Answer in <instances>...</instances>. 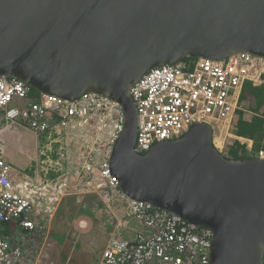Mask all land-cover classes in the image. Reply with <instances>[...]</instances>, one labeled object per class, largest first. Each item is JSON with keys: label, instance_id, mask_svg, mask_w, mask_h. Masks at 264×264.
I'll return each mask as SVG.
<instances>
[{"label": "water", "instance_id": "95a60500", "mask_svg": "<svg viewBox=\"0 0 264 264\" xmlns=\"http://www.w3.org/2000/svg\"><path fill=\"white\" fill-rule=\"evenodd\" d=\"M236 55L264 58V0H0V77L62 101L116 103L108 169L121 193L212 231L210 264H264V160L225 157L208 124L135 150L130 92L147 73Z\"/></svg>", "mask_w": 264, "mask_h": 264}, {"label": "built area", "instance_id": "2783aa9c", "mask_svg": "<svg viewBox=\"0 0 264 264\" xmlns=\"http://www.w3.org/2000/svg\"><path fill=\"white\" fill-rule=\"evenodd\" d=\"M263 74L264 58L251 55L223 62L200 59L193 69L170 65L151 70L130 92L139 117L136 152L145 154L157 143L180 139L197 124L228 121L241 110L236 94L243 83L257 82ZM122 122L121 108L101 96L84 94L74 102L43 95L33 99L22 82L0 77V130L18 125L81 145L80 151L68 147L62 159L69 164V153H76L83 160L79 174L97 175L102 181L98 188L142 227L132 232L118 219L100 264H210L212 231L131 201L119 190L108 159ZM259 157L264 159V151ZM12 175L0 155V264H44L49 227L73 181L66 177L42 186L34 180L16 182ZM5 226L10 235L4 234Z\"/></svg>", "mask_w": 264, "mask_h": 264}, {"label": "rangeland", "instance_id": "374dc122", "mask_svg": "<svg viewBox=\"0 0 264 264\" xmlns=\"http://www.w3.org/2000/svg\"><path fill=\"white\" fill-rule=\"evenodd\" d=\"M14 126H16L14 129H17V132L10 136L4 146H13L15 145L14 142H16L22 146L24 151H35L36 139L32 132L27 130L26 127L20 128L17 127L18 125ZM40 137L41 143H47L46 146L44 145L45 149L43 155L45 159L43 160V165L48 166L47 169H51L50 171H54L53 173L55 174L60 173V165L63 166L60 162L63 159H56V153L62 149L60 142H62L63 138H60L56 134L50 138H48L47 134H43ZM59 138L61 141H59ZM70 145L71 144L64 146L65 152ZM80 147L81 145H77L76 147L72 145L71 149L80 151ZM18 158L21 162L16 161L15 157H12L11 160L9 159V163L12 164V173L14 174L15 171L19 172V168H21L22 171L25 170L26 172L28 171V173H33V169L36 167L33 165L28 166L29 162L27 161V156L21 154ZM78 158V155L74 153V157L70 158V163L68 164L66 162V164L72 169L73 162H77ZM82 162L81 159L80 164ZM58 176L59 175H56V178H58ZM64 176L65 178H69L70 181H73V183H71L72 190L69 191V196L64 201L62 200L56 218L49 227L51 232L50 235L52 234V236H54L56 234L55 237H57V240L61 243L58 244V242L55 241L53 244L51 243L49 247H46L43 253V255L46 253V256H43V263L100 264L103 250L107 245V220L108 217H111L109 207L107 206L110 205V203H107L106 200H102L103 195L99 194L102 193V189L98 188L102 181L97 175L93 176V174L89 172L77 175L73 171H66ZM88 181L91 182L92 186L87 183ZM55 182H57V180ZM74 197H76V199H74ZM101 202L106 204L99 205ZM81 208L88 211L90 216L88 217L85 213L82 214ZM84 255H87L85 260H83Z\"/></svg>", "mask_w": 264, "mask_h": 264}, {"label": "crops", "instance_id": "0c3cea01", "mask_svg": "<svg viewBox=\"0 0 264 264\" xmlns=\"http://www.w3.org/2000/svg\"><path fill=\"white\" fill-rule=\"evenodd\" d=\"M258 88L260 89V92ZM262 90H264V74L260 78V80L257 82L256 81H245L240 91L236 94L238 103L241 106V110L236 111L234 116H232L228 121L220 122V123H213L211 125L212 130H213L214 146L225 157L229 159H235V160L257 158L258 153L260 151H264V133L261 136L259 135L260 137L254 141L248 137L241 136L240 132H243V130L241 129L239 130V128H241L239 125V122L241 120H243L244 123H246V125H252L258 121H262L261 126H263V129H264V108L258 107L255 97H254V95H260L262 97V95H264V92H262ZM256 118H259L258 121H256ZM15 127L16 126H6V127L4 126L0 130V155L12 167V164L9 163L12 157H15L16 161L21 162L18 157L21 154L23 155L25 154L27 156V161L29 162L28 166L33 165L36 168L33 169V173L32 172L28 173V171L26 172L25 170L22 171V169L19 168L20 169L19 172L15 171L14 174L12 173L14 181L23 182L27 180H34V181L39 182L40 185L43 186L47 184L48 182L55 183L56 180L57 182H59V180L64 181L65 179L64 175L66 171H73L75 174L80 175L78 170L81 169L83 165V162L81 163L82 165L80 164L81 160H77V162L76 161L73 162L72 169L70 168L69 165L66 164V161L62 160L60 163H62L63 166L60 165L61 171L58 174L53 173L54 171H50L51 169L48 170L47 169L48 166L43 165V160L45 159L43 153H44V149L47 143L45 144L41 143L40 142L41 135H37L27 128L26 129L32 132V134L35 136V139H36L35 151H24L22 146L14 141L13 142L15 145L4 146V144L7 143V140L10 138V136L13 135L15 132H17V129H14ZM17 127L25 128L21 126H17ZM59 141H61L60 138H59ZM60 144H61L62 149H60L58 153H56V159H60V158L62 159L61 156L63 154L64 155L66 154L64 150L65 145H68V144H72L73 146L79 145V144L76 145L75 141H71V139H66L65 137H63V140L62 142H60ZM13 150H17V151H13ZM73 153H74L73 151L69 153L70 154L69 159L74 157ZM56 175H59L60 178L62 179H60L59 176L58 178H56ZM71 190H72V187L69 188L68 195L63 198L64 200L69 196V191ZM99 194L103 195L102 200H106L107 203H110V205H107L109 207V212H110L111 217H108V220H107L108 221V224H107L108 236L106 237L107 238L106 242H108L111 236L113 235V233H115L114 230H116L115 227L117 228L118 219H122V221L124 220L125 221L124 223H126V226H128L127 228H129L132 232H140L141 230H143L142 227L138 223L134 222L130 217L127 216L126 210L121 208L120 204L109 201V198L107 197L105 191H102V193H99ZM74 199H76V197H74ZM61 204L62 202L60 203V205ZM102 204H106V203L101 202L99 205H102ZM60 205L58 207V210L60 209ZM58 210H57V213H58ZM89 214H90L89 212L88 214L85 213V215H88V217L90 216ZM55 218H56V215H55ZM55 235L54 236H52V234L50 235L48 242H47L48 247L51 245V243L53 244L55 241H57L58 244L61 243L57 240V237H55ZM43 256H46V253ZM42 260H43V257H42Z\"/></svg>", "mask_w": 264, "mask_h": 264}, {"label": "trees", "instance_id": "16d2710c", "mask_svg": "<svg viewBox=\"0 0 264 264\" xmlns=\"http://www.w3.org/2000/svg\"><path fill=\"white\" fill-rule=\"evenodd\" d=\"M190 61V60H188ZM188 61H185V62H188ZM195 61L191 60V63H192V67L194 66V63ZM190 64V63H189ZM259 89V88H258ZM259 92H260V89H259ZM262 92H264V90H262ZM261 92V93H262ZM31 95H32V98L33 99H37L39 98L40 94H38L37 92L31 90ZM255 97V100H256V103L258 105V107L260 108H264V95H262V97L260 95H254ZM259 118H256V121H258ZM261 123L262 121H258L252 125H246V123H244L243 120H241L239 122V125L241 128H239V130H243V132H240V135L243 136V137H248L250 138L251 140H256L258 139L261 135H263L264 133V129H263V126H261ZM260 135V136H259ZM81 213H88V211L86 210H83V208H81ZM4 234L5 235H8L9 234V230H8V227L5 226L4 228ZM10 235V234H9ZM87 255H84L83 257V260H85Z\"/></svg>", "mask_w": 264, "mask_h": 264}, {"label": "clouds", "instance_id": "9594fccd", "mask_svg": "<svg viewBox=\"0 0 264 264\" xmlns=\"http://www.w3.org/2000/svg\"><path fill=\"white\" fill-rule=\"evenodd\" d=\"M200 60V59H199ZM193 61H195L194 63H196V61H198V60H193ZM190 63V64H189ZM179 65H185L187 68H189V69H193V67H192V63H191V61H188V62H184L183 64H179ZM195 65V64H194ZM213 123H218V122H212V123H210V124H208V123H206V124H208V125H212ZM220 123V122H219ZM205 124V123H204ZM258 159H261L260 157H259V153H258V157H257ZM262 160H264V159H262ZM127 198V197H126ZM128 199V198H127ZM64 200V199H63ZM130 200V199H129ZM119 204V203H118ZM117 204V205H118ZM120 207L121 208H123V206L120 204ZM124 209V208H123ZM58 210V209H57ZM55 215H57V211H56V214ZM55 219V216H54V218H53V220ZM186 221V220H185ZM189 223V222H188ZM191 224V223H190ZM201 228V227H200ZM204 229V228H203ZM51 233V232H50Z\"/></svg>", "mask_w": 264, "mask_h": 264}]
</instances>
